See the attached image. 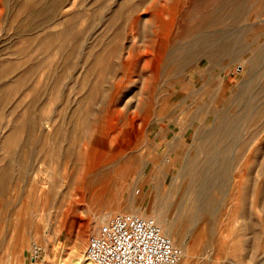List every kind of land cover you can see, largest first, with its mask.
Returning a JSON list of instances; mask_svg holds the SVG:
<instances>
[{"label": "rangeland", "instance_id": "374dc122", "mask_svg": "<svg viewBox=\"0 0 264 264\" xmlns=\"http://www.w3.org/2000/svg\"><path fill=\"white\" fill-rule=\"evenodd\" d=\"M240 4L244 53L211 64ZM262 49L264 0H0V264H57L123 213L172 223L180 264H264V118L226 143L210 212L177 204L211 99Z\"/></svg>", "mask_w": 264, "mask_h": 264}, {"label": "bare ground", "instance_id": "6f19581e", "mask_svg": "<svg viewBox=\"0 0 264 264\" xmlns=\"http://www.w3.org/2000/svg\"><path fill=\"white\" fill-rule=\"evenodd\" d=\"M242 16L243 6L240 4L239 6H236V9L229 16H227L226 19H223L222 24L226 23L228 24V27H231L234 30V27L240 23ZM228 32H230V30ZM237 43H239V35L236 33V30H234L228 42L225 43L224 41V43L216 45L215 49H213L214 51L207 56V59L211 64L215 65L219 64L222 57L225 56L229 57L231 62L235 61L239 58L240 54L244 53V51L240 53L236 50ZM251 52L253 55L250 60L247 59L248 62L246 64L249 80L244 83L243 86L241 85L242 87L236 91L233 99L225 102L223 108L221 107L222 105H220L221 102L219 103L220 99H222V92L219 93V98L211 99L209 104L210 111L208 115L211 120V127L207 131L201 129L196 132L198 140L201 142V148L197 150V153H202L205 157L200 159V156L193 155L191 158H188V161L181 167L185 184L183 183L181 187L177 189V192L180 194L177 204L182 203L189 206L188 211L186 212V217H188V220L190 221L192 218H196V216L200 214L210 212L213 202L211 197L208 195L206 196L202 193V191L206 190L207 192V190L209 191L214 189V187L216 188V183L209 176L211 174H215L220 167V158L225 155L229 148L226 143H229V141L236 136L239 124L246 121L252 126L257 124L259 125L261 119L264 118V104L261 106L259 105V101H261L264 97V49ZM193 60H195L194 57ZM257 105L259 106L256 107ZM204 110V107L197 109L195 115L193 116L194 122L198 119L201 120L200 116ZM209 119L207 120L209 121ZM10 142L9 143L13 146L15 139H11ZM102 159L98 161L96 167H100L103 164ZM2 181L3 176L0 178V182ZM158 183L161 185V182ZM50 194L52 193H49V196ZM201 199H205V201H203L204 203H201L200 205ZM196 209L199 211L196 212ZM183 216L185 217V215ZM142 217L148 218L146 213H142ZM155 220L158 222L163 232L173 241V243L180 247L184 252H187V249L179 244V239H181L180 234L175 235L173 233L174 231L172 232V223L162 219ZM85 252L86 232L80 231V233L75 236L72 248L70 250L64 248L62 256L58 259L59 261L57 264H92L89 260H87L86 256H84Z\"/></svg>", "mask_w": 264, "mask_h": 264}, {"label": "built area", "instance_id": "2783aa9c", "mask_svg": "<svg viewBox=\"0 0 264 264\" xmlns=\"http://www.w3.org/2000/svg\"><path fill=\"white\" fill-rule=\"evenodd\" d=\"M85 255L92 264H180L184 252L155 219L124 213L99 227Z\"/></svg>", "mask_w": 264, "mask_h": 264}]
</instances>
